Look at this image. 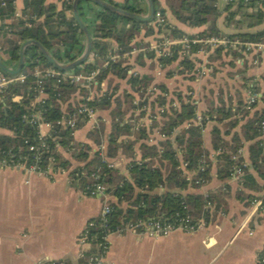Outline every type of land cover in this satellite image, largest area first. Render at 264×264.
I'll return each mask as SVG.
<instances>
[{
    "label": "trees",
    "instance_id": "trees-1",
    "mask_svg": "<svg viewBox=\"0 0 264 264\" xmlns=\"http://www.w3.org/2000/svg\"><path fill=\"white\" fill-rule=\"evenodd\" d=\"M14 1L0 0V62L4 66L15 67L19 46L27 40L40 44L59 64H68L80 56L84 38L71 17L72 0H60L59 8L54 0H21L22 9L18 17H14ZM102 1L136 15L142 16L146 12L143 0H121L118 3ZM151 1L154 12L148 22L126 19L89 1H79L77 14L89 33L91 44L87 59L72 69L59 71L48 64L35 47L27 46L23 51V64L18 73L24 76L23 81H11L0 90V127L7 131L6 134H0V159H12L16 162L20 158L26 164L32 163L33 153L27 148L31 145L38 146L42 142L46 148L38 159L39 166L50 164L53 173L66 171L70 164L61 154L69 153L78 165L69 171L68 177L78 191L84 192L85 187L91 183V174H95L98 176L95 182L105 188L104 194L115 198V202L106 201L109 213L104 227L98 216L87 221L84 230L87 232L88 249L81 254L76 264H88L87 259L92 254L101 253L102 245L107 248L102 237L108 231L115 233L125 223L155 219L170 222L185 213L197 218L202 214L205 202L215 204L216 201L217 208L222 204L223 194L219 191L206 197L193 193L183 194L188 187L200 186L196 181L210 178L211 158L203 147L201 138L208 121L215 123L209 130V143L216 164V178L228 177L233 164L231 155L247 144L248 165L243 168L241 184L245 189L254 191L257 190L255 177L264 180V137L261 138L259 132V123L264 122V91L258 98L263 105L261 109L256 110L254 105L247 111L240 102L234 107L224 108L222 104L210 106L205 113L200 114L201 120L196 124L195 110L189 101L183 102L180 96L169 94L162 83L155 84L153 87L157 88L158 94L154 99L161 109L160 123L156 126L165 139L156 145L139 144V160L132 157L131 145L138 139H144L145 127L135 130L133 140H118L131 133L130 125L121 123L123 115L133 108L130 102L134 98L140 99L132 110L141 108L146 102V90L152 82L150 74H127V70L131 68L128 61L131 50L143 49L134 57L139 66L144 59L154 57L160 70L164 71L165 78H170L175 71L178 74L191 72L193 66L190 56L198 50V46L185 50L176 45L168 50L169 56H156L153 50L148 49L147 44L135 41L139 33L142 32L143 37H154L155 42L165 38L210 36L259 42L264 35V0H225L221 10L217 7L219 0ZM156 13L162 18V23L158 26L155 23ZM166 13L184 27L205 26V29L194 35L187 34L170 25ZM219 19L220 27L217 25ZM212 53L219 58L228 51L218 47ZM229 53L231 57L237 56L233 52ZM107 55H115L117 58L110 61ZM34 67L51 68L59 74L89 73L99 68L96 85L110 74L117 80L124 81L129 90L117 95L104 92L86 101L89 95L87 90L68 80L57 81L59 77L43 78L41 85L37 86L36 79L30 75ZM0 76L13 79L17 75L9 76L0 71ZM38 90H41L42 96L36 100ZM168 95L176 97L179 102L177 108L172 106V97L166 100ZM166 102L169 105L167 108L162 106ZM83 104L93 110H107L113 105L109 111L111 124L104 156L99 149L91 152L86 144L75 142L72 131L58 124V121L71 115ZM143 112L141 110L140 115ZM31 114H36L40 122L50 126L41 141L38 140L37 124L28 122ZM23 115L27 119L22 118ZM83 122L84 120L77 121L75 130ZM183 124L185 127L180 128ZM172 135L170 140L168 137ZM93 142L96 144L98 140L94 139ZM118 151L130 159L125 166L126 176L111 169L106 160V157H114ZM249 166L255 177L247 172ZM189 173L190 177L187 178ZM204 217L206 218V214ZM89 223L92 225L88 226ZM38 264L70 263L45 261Z\"/></svg>",
    "mask_w": 264,
    "mask_h": 264
},
{
    "label": "crops",
    "instance_id": "crops-1",
    "mask_svg": "<svg viewBox=\"0 0 264 264\" xmlns=\"http://www.w3.org/2000/svg\"><path fill=\"white\" fill-rule=\"evenodd\" d=\"M110 1L118 3L121 0ZM53 2L57 8L60 7V0ZM14 9V17H18L22 9L21 0L14 1ZM165 15L170 25L187 34L194 35L205 29V26L184 27L173 21L167 13ZM220 23L221 20H217L219 27ZM135 41L147 44L149 50L155 43L154 37H143L142 32ZM142 50L133 49L128 54L131 68L127 74L151 75L152 82L146 90L149 95L145 94L146 102L138 111L152 113L156 119L145 127L144 139H138L131 145L134 160L140 158L139 144L156 145L162 141L156 126L160 123V117L154 99L158 94L157 88L153 87L155 84L162 83L170 91L168 85L175 79V96H180L183 102L189 101L196 115L219 104L224 108L237 106L239 102H244L249 93L261 94L264 91L262 56L231 57L228 52L217 58L213 51H196L190 56L193 66L191 72L178 74L175 71L170 78H165L164 71L160 70L154 57L144 59L141 66L134 61L135 54ZM124 90H129L125 82L108 74L98 85L90 88L89 93L97 97L104 92L117 95ZM134 100L130 102L133 108ZM178 105L175 97L172 106L177 108ZM112 106L107 110H95L94 122L79 127L73 134V140L86 144L91 152L99 149L104 156L108 147L111 124L109 111ZM262 107V103L258 102L255 109ZM133 108L121 119V123L129 121L131 133L118 140H133L135 130L132 120L137 113ZM185 124L180 128H184ZM213 124L214 121H208L201 133L202 145L211 158L210 178L197 188L188 187L183 194L206 197L219 191L223 194L222 204L217 208L216 201L215 204L211 203L212 207L202 225L192 233L175 231L162 238H149L129 231L108 235L103 257L106 264H256L264 245V214L254 212L250 201L262 194L264 180L257 179L250 166L247 172L255 177L257 190H247L243 184L227 178H216V164L209 143V130ZM94 139L98 140L96 144ZM242 149L243 159L248 165L247 144ZM61 155L70 167L51 176L0 168V264H38L45 261L76 264L81 254L88 249V245L80 242L81 234L87 221L98 216L102 202L98 198L83 196L74 187L68 173L78 163L69 153ZM106 160L111 169L126 176L125 166L130 159L125 154L118 151L114 157H106ZM189 177L190 173L187 174ZM246 194H250L249 197H242ZM106 200L115 202L113 197H107Z\"/></svg>",
    "mask_w": 264,
    "mask_h": 264
},
{
    "label": "built area",
    "instance_id": "built-area-1",
    "mask_svg": "<svg viewBox=\"0 0 264 264\" xmlns=\"http://www.w3.org/2000/svg\"><path fill=\"white\" fill-rule=\"evenodd\" d=\"M225 1V0H220ZM155 23L156 25H160L162 23V18L158 13L155 14ZM180 46L181 48L188 50L191 46H198L197 51H213L214 49L221 47L224 50L228 52H233L237 54V56H262L264 57V35L263 39L259 42H242L237 39H228L224 37H215L210 36L206 38H175V39H162L159 41H156L154 45L151 47V50L154 51L156 56L164 55L169 56L168 50L172 46ZM163 51V52H162ZM117 56L115 55H107V59L110 61L116 60ZM104 66V64L102 65ZM101 66V68H102ZM99 72V68L95 69L94 71H91L89 73H77V74H59L55 70L51 68H40V67H34L32 71L30 72V75L36 79V85H41V80L43 78H52V77H59L58 80H68L70 83H74L79 88H83L88 91V96L86 97V101L92 100V96L89 93V89L96 86V77ZM24 76L21 74H17L16 77L13 79H7L0 76V90L9 82L11 81H18L22 82ZM38 98L42 96L41 90H38ZM260 97V94H255V92L249 93L244 102H243V108L247 111H250L252 106L256 105L258 102V98ZM137 101H133V105L137 106ZM133 111H137V113L134 115L136 118L132 120L133 122V130H137L140 127H146L150 124L151 121H155L156 116L149 115L148 112L146 114L140 115V112L138 109H134ZM145 112V111H144ZM161 112V109L158 107L157 113ZM94 115L95 110H93L91 107L87 105H80L78 106L71 115H68L66 118H62L60 121H58V124L69 128L72 132L71 135L73 137L75 130V123L77 121H83V124L87 122H94ZM22 118L27 119V116L23 115ZM201 118L200 115L195 114V123L199 124ZM28 122L30 123H36L37 124V134H38V140L41 141V139L46 136L48 133V130L50 126L46 123H42L39 121V118L36 114H31L29 116ZM125 124H128L129 121H125ZM43 129L46 131L44 132ZM43 131V132H42ZM259 132L261 133V138L264 137V122L261 121L259 123ZM7 133L6 130L1 129L0 127V134ZM160 137L162 140L165 139V137L160 134ZM170 138L172 140L173 135ZM46 147H44V143L40 142L38 146H29L27 148L28 151L33 153V159L32 163L26 164L25 160L18 159L16 162L12 161V159L6 160L5 158L0 159V168L3 169H16L21 170L25 174H39L44 176H51L53 172L51 171L50 164L41 167L39 166L38 159L40 158V154L43 152V150ZM213 157V156H212ZM230 160L233 162L229 169V174L227 179L232 180L236 182L237 184H241L242 180L241 177L243 175V168L246 167V162L243 159V149L238 148L235 150V152L231 155ZM204 162V160H202ZM91 183L85 187L84 192H80L83 196L86 197H93L98 198L101 200L102 205L101 209L98 214V218L100 220L101 225L104 227V222L106 215L109 213V208L106 205V198L107 196L104 194V186L100 183L95 182L98 178L97 175L91 174ZM196 184L199 183L200 185L205 183V180H200L199 182H195ZM250 205L253 208L254 212L258 214H264V190L261 195L258 197H255L251 199ZM212 205L210 202H205L202 206V214L198 216L197 218H193L191 214L185 213L181 217L175 218L174 220L170 222L161 221L160 219L150 220V221H134V222H128L125 223L122 227L117 228V231L115 234H119L125 231L132 232L136 235H143L149 238H162L166 237L169 234L179 231L183 233H192L197 228H199L203 221H204V214H208L209 210L211 209ZM92 224L89 223L88 226H91ZM86 230H83L81 234V243L88 245L87 243V237H86ZM113 234L109 233V231L102 237V241L107 244L106 238L108 235ZM101 253H94L92 254L87 260L88 264H106L103 260L106 246L102 245L100 248ZM256 264H264V245L261 248V251L257 257Z\"/></svg>",
    "mask_w": 264,
    "mask_h": 264
},
{
    "label": "water",
    "instance_id": "water-1",
    "mask_svg": "<svg viewBox=\"0 0 264 264\" xmlns=\"http://www.w3.org/2000/svg\"><path fill=\"white\" fill-rule=\"evenodd\" d=\"M79 1H81V0H72V2H71V17L73 18L74 22L78 26V28H79V30L82 33L83 38H84V48H83L82 53L80 54V56L77 59L73 60L72 62H70L68 64H59L49 55V53L40 44H38L37 42L32 41V40H27V41L22 42L19 46L18 60L16 62L15 67L14 68H7L6 66H4L0 62V71L6 75H9V76L17 75L21 71L22 64H23V51L27 46L35 47L38 50V52L40 53V55L44 58V60L48 64H50L53 68H55L59 71H66V70L72 69V68L80 65L85 59H87L89 52H90L91 44H90L89 33H88L85 25L81 21L79 15L77 14V8L76 7H77V4ZM85 1H89L99 8H101L103 10H107L109 12H112V13H114L118 16H121L123 18L137 20L140 22H148L149 20H151V18L153 16V12H154L153 4H152L151 0H143L145 7H146V12L142 16L126 12V11L121 10L119 8H116L113 5H110L107 2L102 1V0H85Z\"/></svg>",
    "mask_w": 264,
    "mask_h": 264
},
{
    "label": "rangeland",
    "instance_id": "rangeland-1",
    "mask_svg": "<svg viewBox=\"0 0 264 264\" xmlns=\"http://www.w3.org/2000/svg\"><path fill=\"white\" fill-rule=\"evenodd\" d=\"M223 7V2H221L220 0H219V2H218V9H221ZM169 86V90L170 91H168L169 92V94H173V95H175V79L173 80L172 79V81H171V84H169L168 85ZM144 97V95L141 97V99ZM173 98V100L172 101H174L175 100V96H170V95H168L167 96V99L166 100H168V98ZM136 100H140V99H136ZM169 105H168V103L166 102L165 103V108H167ZM149 115H153L152 113H148ZM158 115H159V112H158Z\"/></svg>",
    "mask_w": 264,
    "mask_h": 264
}]
</instances>
